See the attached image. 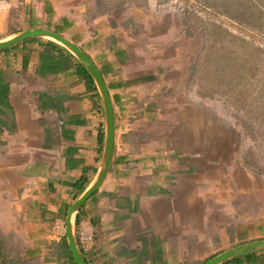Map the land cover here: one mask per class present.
I'll return each instance as SVG.
<instances>
[{"label":"crops","instance_id":"crops-1","mask_svg":"<svg viewBox=\"0 0 264 264\" xmlns=\"http://www.w3.org/2000/svg\"><path fill=\"white\" fill-rule=\"evenodd\" d=\"M101 2L0 0V39L39 28L63 35L96 65L110 95L111 163L79 210L92 225L89 263L201 264L263 240L261 175L243 162L238 131L214 128L218 107L192 92L169 95L185 69L180 13L157 0L117 13ZM22 41L0 51L16 124L0 146V233L17 241L24 264H58L48 245L100 167L104 110L73 68L38 75L40 48Z\"/></svg>","mask_w":264,"mask_h":264},{"label":"rangeland","instance_id":"rangeland-1","mask_svg":"<svg viewBox=\"0 0 264 264\" xmlns=\"http://www.w3.org/2000/svg\"><path fill=\"white\" fill-rule=\"evenodd\" d=\"M99 1L114 13L125 3L146 2ZM33 2L45 0H26L25 4ZM157 3L180 13L175 22L181 23L180 38L184 40L181 59L185 69L179 86L178 81L169 95L192 92L191 96L202 98L207 106L218 107L214 128L222 132L227 128L238 131L242 160L261 175L264 197V0H157ZM20 6L23 5L19 3L17 7L20 10L16 12L17 18L22 13ZM205 57L211 64L204 66ZM16 242L8 243L12 256L17 253Z\"/></svg>","mask_w":264,"mask_h":264},{"label":"trees","instance_id":"trees-1","mask_svg":"<svg viewBox=\"0 0 264 264\" xmlns=\"http://www.w3.org/2000/svg\"><path fill=\"white\" fill-rule=\"evenodd\" d=\"M204 1L205 2H212V1L215 2V0H204ZM30 14H31V11L29 15ZM28 27H32V24L28 23ZM15 30L16 29L13 28L11 32ZM30 41H34V42L36 41L40 48L39 63L36 69V72L38 75L45 76L51 73H58L66 69L73 68L75 73L81 79H83L87 90L94 92L96 97L99 98L95 83L91 75L89 74V72L64 47L50 40H46V39L43 40L39 38L24 39L22 43H26ZM17 44L19 43H15L9 47L0 49V51H5L10 48H14L15 46H17ZM214 52H217V51H214ZM209 54H213V53H207V55ZM206 57L204 60L205 62L204 66L211 64V62L209 63ZM222 57L223 56H221V58ZM27 60H28V57L25 56L23 59L24 66L27 63ZM15 128H16V124H15L14 109L10 102L9 82L6 80L4 73L0 69V146L4 144L2 135L5 132H13ZM103 132L104 131H103V123H102L101 126L99 127V131L97 134L99 150H101L102 144H103V138H104ZM86 184H87V180L81 179L79 182L78 181L75 182L74 185L76 186V189L78 192L84 189ZM79 220H80V212L76 216V225H78ZM7 240L10 242L12 239L10 236H5L4 234L0 233V264H24L23 260L20 259L17 253H15V256L11 255V248ZM48 247H49V251L51 255L57 259L58 264H75L72 253L70 251L69 245L66 240V235L61 236L57 242L51 241ZM80 250L82 252L83 257L85 258L86 263L90 264L86 256L87 250L81 247H80ZM222 264H264V251L239 256V257L233 258L232 260H229Z\"/></svg>","mask_w":264,"mask_h":264},{"label":"water","instance_id":"water-1","mask_svg":"<svg viewBox=\"0 0 264 264\" xmlns=\"http://www.w3.org/2000/svg\"><path fill=\"white\" fill-rule=\"evenodd\" d=\"M31 37L50 40L64 47L68 52H70L74 56V58H76V60H78V62H80L89 72L102 100V106L104 110V138L100 167L89 185L71 203V205L67 209L65 217V235L74 262L75 264H87L76 239V216L80 208L83 206L84 202L99 188L111 163L114 148V114L112 102L103 77L92 60L81 50L78 45L55 31L45 28H39L15 32L5 38L0 39V49H4ZM261 251H264V239L232 247L210 257L201 264H222L229 260H232L233 258Z\"/></svg>","mask_w":264,"mask_h":264},{"label":"built area","instance_id":"built-area-1","mask_svg":"<svg viewBox=\"0 0 264 264\" xmlns=\"http://www.w3.org/2000/svg\"><path fill=\"white\" fill-rule=\"evenodd\" d=\"M56 233L58 236L65 235V227L61 222L56 225ZM76 237H78V245L81 248L88 250L93 243L92 225L89 222L80 219L78 225H76Z\"/></svg>","mask_w":264,"mask_h":264},{"label":"clouds","instance_id":"clouds-1","mask_svg":"<svg viewBox=\"0 0 264 264\" xmlns=\"http://www.w3.org/2000/svg\"><path fill=\"white\" fill-rule=\"evenodd\" d=\"M76 231V230H75ZM65 233H66V231H65ZM76 239H77V237H76ZM78 243V242H77ZM79 246V245H78ZM80 248V247H79Z\"/></svg>","mask_w":264,"mask_h":264}]
</instances>
